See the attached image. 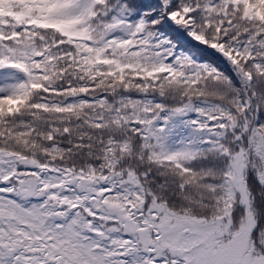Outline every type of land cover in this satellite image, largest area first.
<instances>
[{
    "label": "snow or ice",
    "instance_id": "1",
    "mask_svg": "<svg viewBox=\"0 0 264 264\" xmlns=\"http://www.w3.org/2000/svg\"><path fill=\"white\" fill-rule=\"evenodd\" d=\"M0 264H264V0H0Z\"/></svg>",
    "mask_w": 264,
    "mask_h": 264
}]
</instances>
